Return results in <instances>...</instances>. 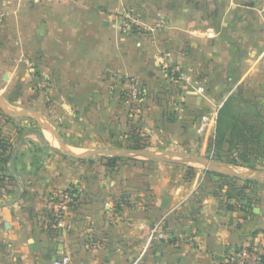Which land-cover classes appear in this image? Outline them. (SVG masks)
I'll list each match as a JSON object with an SVG mask.
<instances>
[{"label":"crops","instance_id":"crops-1","mask_svg":"<svg viewBox=\"0 0 264 264\" xmlns=\"http://www.w3.org/2000/svg\"><path fill=\"white\" fill-rule=\"evenodd\" d=\"M132 15L142 31L122 33ZM169 37L168 48L189 41L203 53L214 70L192 83L216 89L195 98L163 77ZM124 75L150 87L138 130L170 159L69 154L126 149L134 129L117 84ZM235 88L264 119V0H0V130L15 149V179L0 187V264L64 254L72 264H222L229 250L264 248V187L197 164L191 172L186 160L209 146L201 116L220 114ZM67 189L77 201L56 224Z\"/></svg>","mask_w":264,"mask_h":264},{"label":"rangeland","instance_id":"rangeland-1","mask_svg":"<svg viewBox=\"0 0 264 264\" xmlns=\"http://www.w3.org/2000/svg\"><path fill=\"white\" fill-rule=\"evenodd\" d=\"M128 11L129 10L123 12V14L128 13ZM126 19L129 20L127 23L125 24L123 23L122 33H128L132 35L133 33L136 34L142 31L139 29V27L142 25L137 16L132 15ZM198 25L200 26L201 24L199 23ZM210 25L212 26L214 25V23L211 22ZM171 38L172 37H169V40H166V49L165 50L162 49L160 51L161 56H160L159 65L161 67V72L163 74V77L166 80L171 81V84L174 85V89L177 92L184 88L185 91H188L189 94H192L188 96L195 98L198 97V95L202 96L203 94H205L206 88L207 91L209 92L216 89L217 84L214 81L205 83L203 84L204 86L192 83V80L196 81L198 79H201L202 81L204 77L209 75L214 70L210 66L209 67L205 66L204 62L200 60L199 57L203 53L197 52L194 49L192 50L191 49L192 44L189 43V41H187L183 45V47L181 46L182 50L179 49L180 45H175L174 47L168 48L171 44L170 42H173ZM233 53L234 52H232V50H229V54L231 57ZM211 61H213V63L215 64L214 57L211 58ZM219 78L220 77L218 75V79ZM117 84L122 86L121 88L122 97L127 106L128 116L129 118H131L130 121L133 122L132 128L134 129V131H131L126 137L128 143L135 144L134 141L140 138L141 143L148 144L146 148H142V149L169 158V156L167 155L168 153L167 151H162V150L157 151L150 148L148 136H146L145 134H143V132L138 130L140 126L137 124V120L140 119V117L143 115L147 106L146 104L148 100H150L152 97L150 87L147 86V84L142 78L135 75H124L123 77H118ZM133 86H135L137 90H133ZM230 86H231L230 88L232 89V84H230ZM230 97H231L230 104L227 105L225 110L223 109V111H221L220 114L217 113V123L215 124L214 128L212 126L205 127L200 119L199 128L204 132L199 133L198 136L205 137V133L207 131L210 132V135L208 138L209 146L206 152L202 156L199 155L197 156L208 158L212 161H215L219 165H224L229 170L240 173H246V179L242 180V182H244L245 185L257 184L255 186H257L258 188L264 187V177L259 176L256 172V170L264 171V154H263L264 151L258 152V149L255 148L251 143L249 144L247 143L246 145L244 141L233 140L232 142H230L229 140L230 139L229 124L232 123L233 116H239L240 119H244V121L248 123L262 122L261 124H263L264 119L260 118L258 111L254 108L252 104L251 105L244 104L243 102L244 100L241 97V93L236 88L234 89ZM173 101H175L176 103L178 102L180 103L181 100L179 101L173 100ZM202 101L203 99L201 100V103ZM185 103L186 102H183V104ZM168 107L173 109L174 105L169 104ZM170 115L174 116V114L172 113H170ZM47 121L51 124L49 120ZM43 129H45V131H47L50 138L60 146V141L58 137L52 132V130H50L46 126L43 127ZM220 131L227 133V135H226L225 144L218 146V135ZM129 144L126 146V149H136V148L128 147ZM213 146H215L214 152L212 150ZM246 149L248 150L246 151ZM189 156H190L189 154L188 156L186 155V160L189 158ZM138 158H142V157H138ZM190 161L194 162V163H190L191 165L189 166L191 172H193V168H195L194 164H197L196 166L198 167L203 166L204 168H207L203 165V163H201L198 160L193 159ZM225 167L220 168V170L225 172L226 171ZM207 171H213V170L207 169Z\"/></svg>","mask_w":264,"mask_h":264},{"label":"trees","instance_id":"trees-1","mask_svg":"<svg viewBox=\"0 0 264 264\" xmlns=\"http://www.w3.org/2000/svg\"><path fill=\"white\" fill-rule=\"evenodd\" d=\"M230 99L227 100L225 103L223 109L227 107V105L230 104ZM222 109V111H223ZM6 117V120L13 121L14 118L10 115H4ZM262 123V122H261ZM261 123H248L245 122L244 119H240L239 116H233V121L231 124H229V140L232 142L235 141H244V143L247 145V143L253 144L255 148L258 149V152L264 151V142H263V134H264V124ZM226 135L225 132H219L218 135V146L225 144L226 142ZM135 144H129L128 147L136 148V149H142L146 148L148 144L141 143L140 138L136 139ZM15 149L12 147V137L0 130V171H2L4 174L2 178H0V187H5V180L9 178L10 180H14V175L11 173V161L14 158L15 155ZM248 149H246L247 151ZM264 154V153H263ZM125 158L123 156H113L109 157V163H115L117 161H123ZM213 172V171H208ZM220 176L225 177V175L220 174ZM226 178H231L232 180H237L233 177L226 176ZM249 182V181H247ZM246 187V186H244ZM68 190V189H67ZM72 193L75 194V191L72 190ZM76 195V194H75ZM77 201V196H75L74 204ZM229 208L232 206L228 205Z\"/></svg>","mask_w":264,"mask_h":264},{"label":"built area","instance_id":"built-area-1","mask_svg":"<svg viewBox=\"0 0 264 264\" xmlns=\"http://www.w3.org/2000/svg\"><path fill=\"white\" fill-rule=\"evenodd\" d=\"M50 80L51 77H46L40 81L38 87L41 88V90H47L50 88ZM133 90H137V88L133 86ZM215 114H204L201 117L202 124L205 127L212 126L214 128L217 123V113ZM214 148L215 146L212 148L213 152ZM206 170L205 168V171ZM75 196L76 195L72 193V189L58 192V208L54 212L56 224H61L64 213L73 207ZM54 264H72V259L69 255L64 254L56 259ZM222 264H264V248L259 244H249L229 250Z\"/></svg>","mask_w":264,"mask_h":264},{"label":"water","instance_id":"water-1","mask_svg":"<svg viewBox=\"0 0 264 264\" xmlns=\"http://www.w3.org/2000/svg\"><path fill=\"white\" fill-rule=\"evenodd\" d=\"M33 113H35V112H33ZM35 115L37 116L39 123L43 127L46 126L50 130H52V132L58 137L61 146L65 149H67L66 146L64 145V142L62 141L60 135L58 134L56 129L52 126V124H50L47 120H45V118L43 116L37 115L36 113H35ZM69 154L76 156V157H79V158L89 157V156H93V155H97V154H102V155H107V156H111V157H113V156H123V157L134 156V157H146V158L155 159V160H169L170 159L166 156L157 155L154 152H151V151H148L145 149H117V150L97 149V150L90 151V152L86 153L85 155H78V154H75L71 151H69ZM193 159L198 160L201 163H203V165L205 167H207L206 169H210V170H213L215 172L224 173L226 175H230V176H233L236 178L246 179V173H240V172L229 170L224 165H219L215 161H212L208 158L190 155L189 160H193ZM224 167L226 169L225 172L220 170V168H224ZM256 172L259 176L264 177V171L256 170Z\"/></svg>","mask_w":264,"mask_h":264}]
</instances>
